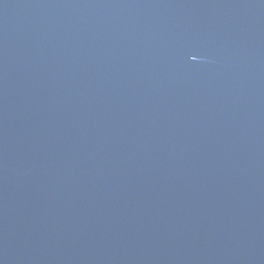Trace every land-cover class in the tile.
<instances>
[{
  "label": "water",
  "instance_id": "obj_1",
  "mask_svg": "<svg viewBox=\"0 0 264 264\" xmlns=\"http://www.w3.org/2000/svg\"><path fill=\"white\" fill-rule=\"evenodd\" d=\"M0 264H264V0H0Z\"/></svg>",
  "mask_w": 264,
  "mask_h": 264
}]
</instances>
